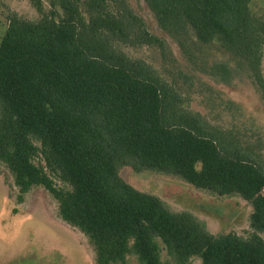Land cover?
<instances>
[{"label":"trees","instance_id":"trees-1","mask_svg":"<svg viewBox=\"0 0 264 264\" xmlns=\"http://www.w3.org/2000/svg\"><path fill=\"white\" fill-rule=\"evenodd\" d=\"M28 1L39 20L13 14L0 40V164L19 201L34 187L49 192L58 217L88 239L95 264H126L129 255L163 264L162 247L177 264H264L263 161L184 109L171 84L120 48L163 51L164 41L123 0ZM145 1L184 53L216 42L264 92V22L251 0ZM122 166L240 196L252 207L251 235L210 234L193 214L126 183Z\"/></svg>","mask_w":264,"mask_h":264},{"label":"rangeland","instance_id":"rangeland-1","mask_svg":"<svg viewBox=\"0 0 264 264\" xmlns=\"http://www.w3.org/2000/svg\"><path fill=\"white\" fill-rule=\"evenodd\" d=\"M123 1L149 33L164 41L165 50L140 44L122 45L121 50L144 61L171 84L184 109L200 114L210 126L233 136L243 147H250L264 163V92L247 67L216 42L196 43L184 53L177 41L160 29L145 0ZM249 8L264 22V0H251ZM43 9L49 11L48 2L43 1ZM13 14L31 21L40 18L28 0H0V40ZM261 73L264 79V49ZM35 163L44 166L40 156ZM119 175L136 190L157 196L171 211L193 214L212 235L233 233L248 238L252 233V207L238 195H211L177 177L150 170L137 172L129 166L119 168ZM54 180L57 186L69 189L57 178ZM18 196L12 174L0 164V264H85L68 254L69 246L78 242L93 249L78 229L59 219L57 203L49 192L34 187L22 196V201ZM261 237L264 240V233ZM8 242L13 245L7 246ZM160 255L163 264H177L163 247ZM126 264L138 262L129 255ZM190 264L201 261L194 258Z\"/></svg>","mask_w":264,"mask_h":264},{"label":"crops","instance_id":"crops-1","mask_svg":"<svg viewBox=\"0 0 264 264\" xmlns=\"http://www.w3.org/2000/svg\"><path fill=\"white\" fill-rule=\"evenodd\" d=\"M60 219V218H59ZM61 220V219H60ZM62 221V220H61ZM63 222V221H62ZM64 223V222H63ZM68 225V224H67ZM79 231V230H78ZM81 233V232H80ZM82 234V233H81ZM84 235V234H82ZM85 236V235H84ZM86 237V236H85ZM89 242V241H88ZM13 245V242H8L7 246ZM90 245V244H89ZM69 249L71 252H68V254L72 258H76L81 260L85 264H94V260L92 259L94 255V251H90L86 246L80 245L78 242L77 244H73V246H69ZM92 256L89 254L90 252ZM65 257V255H64Z\"/></svg>","mask_w":264,"mask_h":264}]
</instances>
